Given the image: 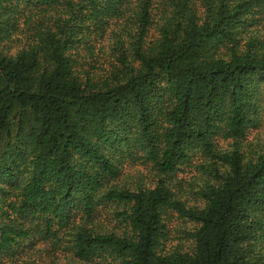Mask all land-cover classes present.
Returning <instances> with one entry per match:
<instances>
[{
	"label": "trees",
	"instance_id": "1",
	"mask_svg": "<svg viewBox=\"0 0 264 264\" xmlns=\"http://www.w3.org/2000/svg\"><path fill=\"white\" fill-rule=\"evenodd\" d=\"M263 117L264 0H0V264H264Z\"/></svg>",
	"mask_w": 264,
	"mask_h": 264
},
{
	"label": "rangeland",
	"instance_id": "2",
	"mask_svg": "<svg viewBox=\"0 0 264 264\" xmlns=\"http://www.w3.org/2000/svg\"><path fill=\"white\" fill-rule=\"evenodd\" d=\"M251 139H260L261 141H264V117L262 119V123H260L255 130H252L251 135L247 139V141Z\"/></svg>",
	"mask_w": 264,
	"mask_h": 264
}]
</instances>
